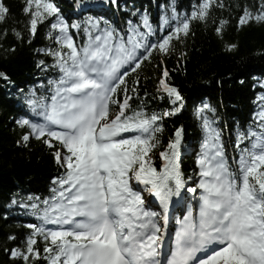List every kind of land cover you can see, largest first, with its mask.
Segmentation results:
<instances>
[{
  "label": "snow or ice",
  "instance_id": "1",
  "mask_svg": "<svg viewBox=\"0 0 264 264\" xmlns=\"http://www.w3.org/2000/svg\"><path fill=\"white\" fill-rule=\"evenodd\" d=\"M102 2L120 7V0ZM216 6L225 7L222 0ZM212 7L213 0H201L189 15L172 5L156 27L147 11L137 10L132 17L139 16V21L128 19L122 28L102 16L69 23L55 0H24L29 42L38 25L47 21L49 38L59 46L47 49L52 65L41 60L37 67L58 69L59 78L49 80L54 88L48 97L37 96L33 89L20 90L29 112L16 120L25 129L17 144L42 142L64 171L53 178L52 196L42 202L29 197L36 202L21 204L41 224L27 225L32 231L24 250L4 249L10 258H21L25 264L39 259L40 237L48 264H264V108L254 114L246 131L237 133L233 147L238 159L231 164L223 130L206 114L215 109L205 103L197 110L204 138L196 161L199 181L189 186L193 177L186 179L180 166L182 126L166 146L160 139L164 118L181 111L184 97L169 83L166 68L156 93L171 107L149 111V93L140 95L143 65L151 63L154 54L163 63L174 42L183 43L191 33L192 21L207 23ZM9 12L0 0V22ZM252 22H264V0L255 13L242 8L238 25ZM226 24L220 20L215 26L217 35ZM81 30L86 39L78 44ZM13 33L23 40L19 31ZM130 76L135 77L131 86ZM0 79L9 78L0 72ZM161 147L158 169L153 157ZM185 192L198 194V207L189 205L176 219L166 244L169 206L186 201ZM144 193L154 197L162 211L151 210Z\"/></svg>",
  "mask_w": 264,
  "mask_h": 264
},
{
  "label": "trees",
  "instance_id": "2",
  "mask_svg": "<svg viewBox=\"0 0 264 264\" xmlns=\"http://www.w3.org/2000/svg\"><path fill=\"white\" fill-rule=\"evenodd\" d=\"M3 2L10 12L6 20L0 22V72L6 73L9 78L7 81L0 79V264H25L23 259H12L4 251L5 248L24 250V242L32 231L27 225L41 224L32 210L21 204L36 202L30 201L29 197H39L42 202L52 196L55 187L53 178L60 176L64 170L56 164L51 151L42 142L32 139L28 146H24L23 142L17 144L25 129H21L16 120L29 112L24 107L20 90L27 92L33 89L37 96H50L48 90L54 88V85H50L49 80H57L59 71L54 68L42 71L37 64L43 60L52 65L54 58L47 53V49L59 46L54 39L49 38L51 29L47 21L38 25L35 37L29 42L26 26L29 17L22 12L24 0ZM200 2L120 0L117 9L102 0H55L69 23L85 20L89 16H102L114 20L122 28H126L125 21L128 19L139 21V16L132 17L134 11H147L150 23L156 27L159 18L170 13L172 5L180 13L190 15L193 7ZM222 2L225 7L219 8L216 6L217 0H213L207 23L192 21L191 33L183 43L174 42L173 51L163 58V63L154 54L151 63H145L139 71L140 95L143 97L145 91L149 93V111H163L171 107L166 97L160 99L156 93L158 78L165 68L169 72V83L177 86L184 97L181 111L175 116L164 118L160 139L161 144L166 146L169 139L174 138L175 130L182 126L180 166L186 179L193 177V180L188 181L189 186H195L193 181L199 170L196 161L204 138L197 110L205 103L215 109L214 114H206L216 119V125L223 130L231 164L236 156L233 147L236 135L239 131H246L253 122L256 98L260 91L258 82L264 79V22H252L244 26L237 23L242 8L247 6L255 13L260 0ZM220 20H226L227 24L224 25L222 35H217L215 26ZM13 29L23 35V40L17 39ZM71 32L75 34L77 30L71 29ZM84 39L86 37L81 30L80 35L76 36V42L80 44ZM233 44L236 47L229 49L228 46ZM13 46L15 51H11ZM40 49L44 51H38ZM181 53H186V56L181 57ZM134 78H128L129 86ZM162 150L163 147L156 150L157 158ZM157 161L154 163L159 169L162 161L159 158ZM184 195L188 201L193 194L185 192ZM150 199L149 202L147 199L148 207L162 211L159 202L154 197ZM186 201L174 205L169 215V230L175 225L176 219L180 218V208L185 206ZM194 204L190 205L194 208ZM9 235H14L16 240H8ZM37 241L40 258L30 260L28 264H48L45 259L47 254L43 251L44 240L38 237Z\"/></svg>",
  "mask_w": 264,
  "mask_h": 264
},
{
  "label": "rangeland",
  "instance_id": "3",
  "mask_svg": "<svg viewBox=\"0 0 264 264\" xmlns=\"http://www.w3.org/2000/svg\"><path fill=\"white\" fill-rule=\"evenodd\" d=\"M258 84L260 85V91H259V93H258V95H257V98H256V112H255V114L256 113H259L260 112V110L262 109V108H264V79H261L259 82H258ZM207 115H209V114H207ZM210 117H211V115H209ZM223 138H224V135H223ZM224 140V139H223ZM235 153H236V156H235V158H237L238 159V153L235 151ZM157 155V154H156ZM231 155H233L232 153H231ZM234 156V155H233ZM157 157L156 156H154L153 157V161H157L158 160V158L156 159ZM158 162V161H157ZM233 166H235L234 164H233ZM198 172H199V170H198ZM195 181L198 183V181H199V176L198 175H196L195 177ZM146 195H147V193H145ZM144 194V195H145ZM149 197V196H148ZM196 199V200H195ZM173 201H174V197H173ZM191 201H192V203H194L195 202V204H194V206H195V209L198 207V194H197V196L196 197H192L191 198ZM191 202H189V201H186L185 202V207H184V209H183V212L186 214V212L188 211V207H189V205L190 204H192ZM173 206V203L170 205V207H172ZM46 227H55L54 225H52V224H47V225H45ZM172 236V235H171ZM168 239V237L166 236V240ZM170 240H171V238H170Z\"/></svg>",
  "mask_w": 264,
  "mask_h": 264
},
{
  "label": "bare ground",
  "instance_id": "4",
  "mask_svg": "<svg viewBox=\"0 0 264 264\" xmlns=\"http://www.w3.org/2000/svg\"><path fill=\"white\" fill-rule=\"evenodd\" d=\"M189 202H191V200H188Z\"/></svg>",
  "mask_w": 264,
  "mask_h": 264
}]
</instances>
